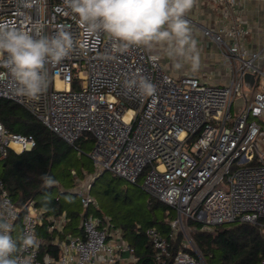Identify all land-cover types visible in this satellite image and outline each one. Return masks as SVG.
<instances>
[{"label": "built area", "instance_id": "built-area-1", "mask_svg": "<svg viewBox=\"0 0 264 264\" xmlns=\"http://www.w3.org/2000/svg\"><path fill=\"white\" fill-rule=\"evenodd\" d=\"M212 2L219 23L189 21L207 45L218 47L228 71L226 84L196 76L176 79L163 69L160 57L151 59L156 53L142 47L111 53V41L103 34L85 45L78 17L64 0H0V23L29 32L43 27L49 36L63 29L73 39L63 60L46 61L47 85L35 98L16 95L15 82L0 69V100L17 104L71 146L94 140L89 157L97 172L77 192L85 208L99 207L90 195L92 184L110 172L140 183L151 197L175 209L168 233L146 230L156 264H207L191 234V221L212 231L223 224L264 220V45L259 50L246 46L251 28L239 0ZM247 75L254 76L251 89L245 85ZM140 77L155 85L153 95L129 87L128 81ZM76 83L79 90L73 89ZM240 97L245 103L234 118ZM35 146L33 135L14 132L0 120V159ZM5 200L16 213L7 218L13 237L18 222L21 235L37 237L39 247L22 252L34 258L33 264H118L127 254L136 261L134 249L108 217L86 214L80 234L67 235L66 212L48 214L33 200L19 205L0 179V202ZM44 226L47 236L41 237ZM179 234L184 240L175 252ZM48 248L56 249V255Z\"/></svg>", "mask_w": 264, "mask_h": 264}, {"label": "trees", "instance_id": "trees-1", "mask_svg": "<svg viewBox=\"0 0 264 264\" xmlns=\"http://www.w3.org/2000/svg\"><path fill=\"white\" fill-rule=\"evenodd\" d=\"M0 120L10 130L33 135L36 139V146L32 150L21 154L9 151L0 160V179L5 183L13 201L23 200L26 203L33 200L36 207L51 215L66 212L70 218L67 231L74 235L81 232L79 226L82 219L86 214H92V209L96 210V216L108 217L103 216L101 211L102 205L98 200L100 192L97 191L96 196L92 195V190L101 176L93 182L90 191V195L98 200L99 208H85L80 200L84 212L81 215L75 203L77 196L73 194L80 191L76 189L78 181H83L86 175L97 172L96 168L91 172L79 155L88 149L91 152L94 147L92 138L83 139L75 147L71 146L51 133L38 119L8 100H0ZM45 177H51L55 183L45 186ZM114 177L122 179L115 175ZM104 194L110 195L112 201H119L121 209L123 205L128 209L125 217L120 211L119 216L113 218L115 222L112 217L109 220L115 228L122 231L123 238L134 249V264H156V253L146 236V230L156 227L163 233H168L170 221L163 219V216L171 208L158 200L159 203L154 208H150V200L148 204L147 201L138 203L135 201L137 195H134L135 192L131 195L129 188L107 189ZM160 207L165 210L163 214ZM189 225L207 264H261L264 260V220L257 224H223L215 226L212 231H203L198 222L191 221ZM180 235L175 244V252L180 249ZM51 248L48 251L56 255L57 250Z\"/></svg>", "mask_w": 264, "mask_h": 264}, {"label": "clouds", "instance_id": "clouds-1", "mask_svg": "<svg viewBox=\"0 0 264 264\" xmlns=\"http://www.w3.org/2000/svg\"><path fill=\"white\" fill-rule=\"evenodd\" d=\"M64 4L78 17L85 45L103 34L111 41V53H126L132 47L156 49L173 60L177 69L183 63H190L194 72L200 67L197 41L185 18L196 0H64ZM72 47V36L66 30L49 36L43 27L29 32L0 23V69L15 82L16 95L37 97L47 85L46 61L60 62ZM151 59L156 61L159 56ZM128 85L145 96L155 92L146 77L130 80ZM44 180L45 186L55 183L51 177ZM15 216L9 201L0 202V264H33L34 258L22 252L38 248L39 242L30 232L13 237L7 218Z\"/></svg>", "mask_w": 264, "mask_h": 264}, {"label": "crops", "instance_id": "crops-1", "mask_svg": "<svg viewBox=\"0 0 264 264\" xmlns=\"http://www.w3.org/2000/svg\"><path fill=\"white\" fill-rule=\"evenodd\" d=\"M239 1L241 2V8H242L241 10H242V14H243L244 23L248 27L251 28V34L247 39L246 46L252 50H259L264 45V0H239ZM185 18L188 20V22L190 24L193 39H195V37H196L195 32L198 31L196 29H199V27H197L192 22H190L189 19H193L194 21H196L198 23H203V24H207L210 26H214L220 22V15L216 11V7L213 4L212 0H196L195 6L192 8V10L190 12H188L186 14ZM200 34H202L201 30H200ZM202 36H203V34H202ZM203 38H204L205 44L207 45L206 38L204 36H203ZM208 46H209L208 48L209 49L211 48V49L208 50V52H205L204 55L211 61L212 68H208L209 69L208 76H206L207 72L203 71L202 74H200V75L197 74L196 77H200V78L208 81L209 83H211L210 81H212V84H217V83L218 84H226V83H228V78H227L228 71L222 63V59H221L218 47L214 43H211ZM152 52L159 55L160 60H161V66L172 77L179 79L183 76H187L186 73L179 72V70L177 68L175 69V68H173V66L169 65L168 60H167L168 57L165 56V58H164V54H161L160 50L154 49V50H152ZM220 80H222V82H219ZM79 152H81V151L79 150ZM0 160H2V159H0ZM80 182L81 181H78V185L76 187L77 190L78 189L81 190V188L79 187ZM76 189H74V191ZM73 194L75 196L78 195L77 192H74ZM65 233L67 235H74L72 233H68L67 228L65 230ZM39 234L41 237L47 236L46 226L40 228ZM20 235H21V233H20V222H18L16 227H15L14 236L16 238ZM134 262H132L131 259L127 256V258L120 261L118 264H134Z\"/></svg>", "mask_w": 264, "mask_h": 264}, {"label": "rangeland", "instance_id": "rangeland-1", "mask_svg": "<svg viewBox=\"0 0 264 264\" xmlns=\"http://www.w3.org/2000/svg\"><path fill=\"white\" fill-rule=\"evenodd\" d=\"M196 30H198V31L195 32V36H196L195 40L197 41V48H198V51L200 54V67L197 71L194 72L191 69L190 63H183V61H181V63H183V67L179 68L178 70H179V72L186 73L187 76H193V75L196 76L197 74L200 75L203 73V71H206L207 72L206 76H208V74H209L208 68H212V65H211V61L204 55V53L208 52V50H210L211 48L209 49L208 48L209 46L205 44L204 38H203L202 34H200V30L199 29H196ZM160 52H161V54H164L163 51H160ZM164 58H165V55H164ZM167 60H168V64L173 66V68L176 69L174 61L169 59V58ZM160 63H161V60H160ZM210 82L212 83V81H210ZM219 82H222V80H220ZM73 89L79 90L80 89V83H76L74 85ZM232 115L235 118V108L232 109ZM253 120H255V119H253ZM82 141H83V139L79 140L78 143H82ZM79 146H81V144H79ZM261 148L264 151V139H263V142L261 143ZM83 152H84L83 154H79L82 162L87 165V167L91 170V172H94L96 167H94V163L92 162V160L89 157L90 149H88V151H83ZM100 176H101L100 179L96 182V186L92 190V195L96 196L97 191L100 192L99 193L100 196H99L98 200H99L100 204L102 205L101 211L104 214L103 216H108V218L112 217L111 219H113L115 216H119L118 213L120 211H122L123 216L125 217L126 213L128 211V209H125V205H123L122 209H121V204L119 203V201H112L110 195L104 194V191L107 189H112V188H115V189H119V188L124 189L125 188V189H127V188H129V193L131 195H133L134 192H135L134 195H137L136 196L137 198L135 200L136 202L144 203L145 201H147V204H148V201L150 200V204H149L150 208H154L157 205V203H159L155 198L151 197L147 192H145L142 189V185L140 183L136 186L132 185V184L126 182V180H124V179H119V178L114 177V175L110 172H105ZM90 180H91L90 175H86L85 180H83L79 183V187L81 188V190L85 188L86 184ZM80 200H81V196L77 195V197L75 198V203L77 205L76 207H77L78 212L82 215L84 212H83L82 205L80 204ZM98 200L96 199L97 202H98ZM99 202H98V204H99ZM163 209L164 208L160 207V211L162 212V214L165 211ZM91 212H92V214H94V213L96 214L95 209H92ZM176 217H177V212L175 211V209L171 208L168 212L164 213L163 219L171 221V220L175 219ZM103 218H105V217H103ZM113 221H114V219H113ZM191 234H192V232H191ZM180 236L184 240V236L182 234Z\"/></svg>", "mask_w": 264, "mask_h": 264}, {"label": "water", "instance_id": "water-1", "mask_svg": "<svg viewBox=\"0 0 264 264\" xmlns=\"http://www.w3.org/2000/svg\"><path fill=\"white\" fill-rule=\"evenodd\" d=\"M253 82H254V76L252 75H247L245 77V85L248 89H251L252 88V85H253ZM244 103H245V100L243 97H240L238 98L236 101H235V104H234V108H235V114L238 115L241 111V109L243 108L244 106ZM103 174V173H102ZM19 205H22L23 204V200H20L19 202H17ZM128 256V254L126 255Z\"/></svg>", "mask_w": 264, "mask_h": 264}, {"label": "bare ground", "instance_id": "bare-ground-1", "mask_svg": "<svg viewBox=\"0 0 264 264\" xmlns=\"http://www.w3.org/2000/svg\"><path fill=\"white\" fill-rule=\"evenodd\" d=\"M61 87V85H59Z\"/></svg>", "mask_w": 264, "mask_h": 264}]
</instances>
